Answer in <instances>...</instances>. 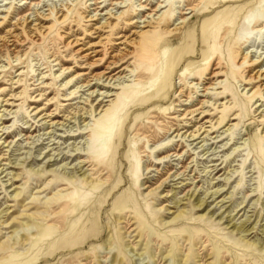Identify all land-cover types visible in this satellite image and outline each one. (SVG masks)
Listing matches in <instances>:
<instances>
[{
	"label": "rangeland",
	"instance_id": "1",
	"mask_svg": "<svg viewBox=\"0 0 264 264\" xmlns=\"http://www.w3.org/2000/svg\"><path fill=\"white\" fill-rule=\"evenodd\" d=\"M199 1L191 17L186 0H0V37L10 30L22 42L16 57L0 42V262L264 264V89L263 80L246 81L264 68V0L212 8L214 0ZM121 12L117 35L124 37L162 12L171 24L185 17L191 26L184 36L150 37L164 46L136 47L117 81L105 76L84 87L123 47H92L101 62L89 69L66 43L97 41L103 32L94 28L118 22ZM34 22L48 27L37 41L27 35ZM249 30L254 35L244 38ZM108 91L124 104L128 95L135 102L96 132L103 113L86 110L96 109L95 98L112 99L103 97ZM183 115L189 119L180 120ZM201 124L207 133L184 136ZM82 175L94 180L92 190L81 185ZM61 196L83 203L79 219H66L69 227L90 213L98 223L52 228L61 210L50 207ZM196 197L205 209L193 207ZM178 210L181 217L173 219ZM245 221L247 235L231 231ZM93 228L96 235L89 234Z\"/></svg>",
	"mask_w": 264,
	"mask_h": 264
},
{
	"label": "bare ground",
	"instance_id": "2",
	"mask_svg": "<svg viewBox=\"0 0 264 264\" xmlns=\"http://www.w3.org/2000/svg\"><path fill=\"white\" fill-rule=\"evenodd\" d=\"M195 1L196 0H186V3H187L186 5L189 6L188 9L190 10L188 14L193 13L191 15V17L196 15L195 14L196 11L198 9H200L201 4L203 2V1H199V2L194 3ZM230 2H233V0H214V2L211 5H209L208 7L212 8L214 5L226 4V3H230ZM155 11H159V10L155 9ZM123 14H124V12L119 13V15L117 14L118 16L116 17V19L118 20V22L111 23V22H109V21L107 22V20H105V21L101 22L98 26H96L94 28V29L97 30L94 33H99L101 31L103 32V33H99L96 36L97 37V41L89 43V44H87V46H84V45L78 46V45H80V43H77L78 42L77 39L71 40V41L66 43V45L69 44L71 46L76 47V49H74V52L75 53L78 52L77 53L78 56L88 60L86 63L88 64L87 66H88L89 69L95 68L97 66V63L101 62V58L99 59V57H96L100 50L94 49V50H92L90 52L88 51L92 47L96 48V46H101V47H109V48H111V47H117V46L120 47V45H121V47H123V48H121L123 51H120L119 53H116V54H112L111 55L112 59L110 61H108V62H105L107 64H106V66L104 65L105 66V70L103 72L92 74L90 76L91 78L86 80L84 82V85L82 84L84 87L92 86V84H91L92 80H95L96 82L94 84L97 85V82L102 80L105 76L106 77H105L104 80L108 79L109 82H110L112 79H114V81H117L118 79H120V77L122 75V72H124V70H127L128 66L130 65V63H128L127 65L124 66L123 63H125L127 61V60H124V59L131 57L135 53V48L136 47H142L146 51L147 47H158V46L161 47V46H164L163 43H158L156 41L152 42L150 40V37L153 36V35H159L162 31H164L167 34H169L170 37H173L174 35L184 36L185 33L187 32V30L189 29V27L191 26V24L190 25L188 24L189 21H186L185 17L182 18V20L179 21L178 23H172L171 24L170 23V16H169V18L165 17L166 13L162 12L157 18H152L151 20L142 21L145 24L142 25L140 27V29L132 31L131 35L133 37H130V36L124 37V36H122L120 34L117 35L120 32V29L121 30L123 29V27L120 28V26H119V24H120L119 20L121 18H123ZM93 17H94V15H93ZM40 19H41V17H40ZM42 19H45V18H42ZM97 21H99V20H97ZM23 22H27V17L23 19ZM136 22L137 21L133 19V20H131L129 22V25H132L133 23H136ZM26 27H27V30H29V31H27V35L32 37L34 39V41L40 40L41 35L48 28L47 26H42V25H39V23H35V22L32 25L28 24V26H26ZM109 31H110V34H108V36H103V34L105 32H109ZM7 34H8V36H6V37H2V38L0 37L1 38L0 39L1 45H2V47H5L6 52L8 54L13 55L14 57H16L20 53V47H21V43H22L21 42V38H18V34L14 33L13 31H10V30L7 31ZM113 36H115V39L112 38ZM64 42H65V40H64ZM1 56H3V55H1ZM245 57H246V53L244 54V56H241L242 59H245ZM248 59L250 60V58H248ZM244 62L241 61L240 63H244ZM256 62H258V61L252 60L251 64H256ZM113 69H117V71L114 72V73H111L113 71ZM214 69H216V67H214ZM85 74H91V71L90 72H86ZM214 75H216V76L220 75V72L219 71L213 72L212 76H214ZM247 78L248 79L246 81H249V82L250 81H258L259 82V81L263 80L262 82H260L258 87H261V89H264V68H259L255 72L251 71V73L247 74ZM149 84H150V81L145 82L143 84V86H146V85H149ZM94 91L95 90L90 91V94H88V95H90L89 97H91L92 92H94ZM139 91H140V88L138 86L135 89H133L132 94L133 93H135V94L139 93ZM109 92L110 91H108L103 97H110L111 98L112 96H114L112 99L103 100L104 98H95L94 102L96 103L95 104L96 105V109L91 108L90 110H86V112L90 111V112L93 113L95 110L99 109L98 113H101V112L103 113V116H104L103 120L106 121V122L103 121V127H100V128L98 127V130L96 132H100V130L103 129L106 125H110L115 120V118H117V116L123 111V109L126 106H128L129 104L135 102L134 96L128 95L127 97H128L129 100H128V102L126 104H124L123 97L120 98L119 94H113V93H109ZM253 92H254V96L259 94L258 91H256V90H253ZM101 95H103V94H101ZM254 96H251V98H253ZM118 100L120 101V104L118 106H116L117 103H118ZM104 101L109 102L107 106H105V104H103ZM114 101H116V102H114ZM90 102H93V99ZM115 106H116V108H115ZM90 107H92V105H90ZM113 108H115L114 109V113L111 114V112L113 111ZM43 109L44 108H38V109H36V112H41ZM9 112H10V110H9ZM191 113L192 112H189L187 114L189 115ZM0 116H1V114H0ZM42 117H46V118L47 117H51V114L50 113L47 114V115L43 114L41 116V118ZM235 118H236V116L234 115V116H231V118H229V119H235ZM181 119H189V118H186V116L183 115V117H181L180 120ZM49 121H50V119H49ZM222 121H218V123H220ZM57 123H59V122H55V124H57ZM188 125H189V123H187L186 120H185V123L183 124V127H186ZM232 125L233 124H229L228 127L225 129V131H229L231 129ZM110 129H111V127H110ZM201 129H202L201 133L202 132H206V133L208 132V130H204V124H201V125L197 126L194 130H190L188 132V134H184V133H187V131H188L186 129L183 132V134H184V136L187 135V137L196 138V137H199V136H197L195 133L199 132ZM176 135H178V134H175V136ZM96 157H97V162L98 163H103L104 162V157L102 155L100 156V154H99ZM0 159H3L2 156H0ZM85 165H86V163H85ZM98 169L96 170V173L99 171ZM88 178H89V176L82 175V177H80V183H81V185L83 187L92 190V188H94V186H93V184H94L93 181L94 180L91 179V178L89 180ZM68 181L70 182V179ZM104 192H105V195L107 196L110 193V189L106 188V189H104ZM217 192H218V189L214 190V192L211 195H213L214 193H217ZM17 195L18 194L16 193L15 196H17ZM81 196H82V194H81ZM191 197H192V194L188 196V199H190ZM72 200H75V201H72ZM194 200H195V202L193 203V207L196 210L205 209L206 205H204V203H205L204 199H202L200 197H196V198H194ZM54 201H55L54 205L52 207H50V209H56L58 207L61 210V214L53 217L50 220V221H52L55 224L54 227H52V228L62 229V230L63 229H67V230L81 229L82 230L86 226L85 224H87V222L90 219L93 220V222H91V225H92V223H95V222L98 223V219H100L97 214L94 215L93 213H90V214L86 215L84 217V220L81 221L78 225L75 224L74 226L69 227V223L70 222H67L66 219L70 220V219H73V218L75 219L76 217H77L76 219H79V217L81 215H80L79 211H77V210L83 204L82 201L80 202L78 198L73 197V196L68 197V198H67V196H61V197L57 198ZM177 202L178 201H174L175 205H177ZM86 207H88V205ZM1 213L2 212H0V214ZM119 215L121 217H124V214H122V213H119ZM181 215H182V210H178L177 214L174 216L173 219L181 217ZM205 215H206V213H203L201 215V217L204 218ZM211 217H212V215L210 216V218ZM76 221L78 222V220H74V222H76ZM111 222L112 221L109 219L108 223H111ZM132 225H133V223L131 225H129V228H131ZM234 226H233L234 228L231 231L235 230L237 233H239L240 237L247 235L248 232H250V229H251V228H248L246 226V221L244 223L239 224L238 226H236V224ZM132 231H134V230H132ZM97 232L98 231H95L94 228H93L90 231L89 234L96 235ZM261 245L262 244H260L257 247L259 250L263 249V246H261ZM52 249H50V250H52ZM46 252H47V250H43L39 254L40 256L35 257L37 262H39L43 258V256L45 254H47ZM7 263H9V261L8 262H0V264H7Z\"/></svg>",
	"mask_w": 264,
	"mask_h": 264
},
{
	"label": "clouds",
	"instance_id": "3",
	"mask_svg": "<svg viewBox=\"0 0 264 264\" xmlns=\"http://www.w3.org/2000/svg\"><path fill=\"white\" fill-rule=\"evenodd\" d=\"M254 35V33L252 31H247L244 33V38H247L248 36Z\"/></svg>",
	"mask_w": 264,
	"mask_h": 264
}]
</instances>
